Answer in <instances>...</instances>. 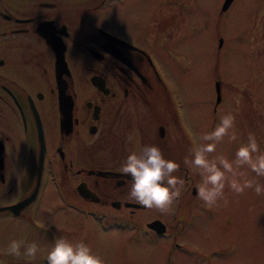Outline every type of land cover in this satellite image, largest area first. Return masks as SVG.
Segmentation results:
<instances>
[{
    "label": "flooded vegetation",
    "instance_id": "af4514ba",
    "mask_svg": "<svg viewBox=\"0 0 264 264\" xmlns=\"http://www.w3.org/2000/svg\"><path fill=\"white\" fill-rule=\"evenodd\" d=\"M129 1L0 0V264H47V254L33 261L5 258L1 232L8 222L25 242L44 247L74 236L78 218L151 241L175 236L162 216L136 224L150 210L128 199L131 177L118 170L145 145L165 154L169 123L191 148L199 137L184 128L166 71L158 67L174 38L140 32L136 39L114 25ZM234 1L227 9L222 3L221 17ZM218 36L222 49L225 36ZM184 117L193 125L190 114ZM157 219L162 223L151 226Z\"/></svg>",
    "mask_w": 264,
    "mask_h": 264
},
{
    "label": "rangeland",
    "instance_id": "374dc122",
    "mask_svg": "<svg viewBox=\"0 0 264 264\" xmlns=\"http://www.w3.org/2000/svg\"><path fill=\"white\" fill-rule=\"evenodd\" d=\"M131 1L117 10L121 14L114 23L118 30L136 39H140V32L174 38L160 53L158 67L166 71L184 128H194L200 137L216 127L221 115L232 113L236 117L237 140L230 141L226 136L216 151L209 154L210 158L224 155L233 160L238 147L247 142L249 132L256 135L264 150V0L259 5L257 1L250 5L251 0H235L222 17L220 11L225 0ZM250 7L255 19L249 22L246 11ZM218 32L225 36L222 49ZM177 35L183 37L180 42ZM217 80L222 83L220 95ZM186 112L193 117V125L187 123ZM176 130L175 124L169 123L164 155L184 165L193 146L186 137H180L184 132ZM199 137L195 145L201 142ZM186 168L184 165L179 175L186 181L185 190L173 210L162 214L152 209L136 219V224H140L162 216L173 225L174 237L151 241L143 234L133 237L127 229H107L94 219L88 218L85 223L78 218L74 236L66 238L74 242L83 239L107 264H264V196H257L251 189L237 196L226 187L227 203L222 200L217 206L208 207L193 192L194 185L201 181L200 175ZM241 171L247 172V178L264 184V177H255L247 169ZM9 194L15 196L10 190ZM13 224L6 223L1 232L7 260L33 261L48 254L52 243L47 247L38 244L41 251L35 259L9 254L7 247L11 240L24 241ZM175 243L183 247H175Z\"/></svg>",
    "mask_w": 264,
    "mask_h": 264
},
{
    "label": "clouds",
    "instance_id": "9594fccd",
    "mask_svg": "<svg viewBox=\"0 0 264 264\" xmlns=\"http://www.w3.org/2000/svg\"><path fill=\"white\" fill-rule=\"evenodd\" d=\"M236 117L227 113L219 117L216 127L199 137L201 141L190 150V156L184 159V165L192 174H199L200 183L196 185L197 198L208 207L217 206L225 199L226 187L237 196L246 190H253L257 196H264V184L255 178H247L250 170L255 177H264V150L254 133L249 132L247 142L242 143L230 160L224 155L210 158L217 145L228 136L230 141L237 140L235 132ZM231 133V134H230ZM119 172L131 177L128 199L144 209L158 210L168 214L183 195L186 181L175 175L180 164L166 159L163 151L156 145H145L139 153L132 151L123 161ZM23 249V252L21 251ZM41 251L35 242L11 240L7 252L16 257L23 255L35 259ZM47 264H107L106 260L83 239L71 241L58 237L47 254Z\"/></svg>",
    "mask_w": 264,
    "mask_h": 264
},
{
    "label": "water",
    "instance_id": "95a60500",
    "mask_svg": "<svg viewBox=\"0 0 264 264\" xmlns=\"http://www.w3.org/2000/svg\"><path fill=\"white\" fill-rule=\"evenodd\" d=\"M233 0H226L225 1V4H224V9H227L230 4L232 3ZM218 85H219V92H220V81L218 82ZM220 95V93H219ZM219 99H220V96H219ZM13 209H17V204L13 205L12 206ZM160 223H162V220L160 219H157V220H154L153 222L150 223L151 226H159ZM166 231V227H165V223L163 222V227L160 228L159 232L161 233H164Z\"/></svg>",
    "mask_w": 264,
    "mask_h": 264
}]
</instances>
